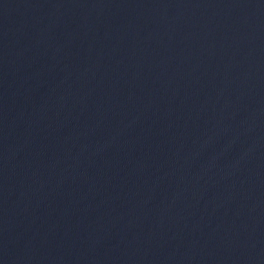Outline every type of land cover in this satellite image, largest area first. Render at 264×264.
I'll list each match as a JSON object with an SVG mask.
<instances>
[{
    "label": "water",
    "instance_id": "95a60500",
    "mask_svg": "<svg viewBox=\"0 0 264 264\" xmlns=\"http://www.w3.org/2000/svg\"><path fill=\"white\" fill-rule=\"evenodd\" d=\"M0 264H264V0H0Z\"/></svg>",
    "mask_w": 264,
    "mask_h": 264
}]
</instances>
